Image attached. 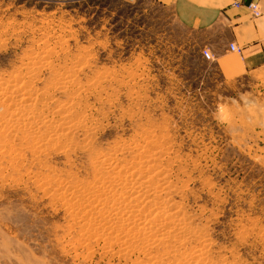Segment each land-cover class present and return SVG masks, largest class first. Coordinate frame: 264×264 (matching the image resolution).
<instances>
[{
  "label": "rangeland",
  "instance_id": "obj_1",
  "mask_svg": "<svg viewBox=\"0 0 264 264\" xmlns=\"http://www.w3.org/2000/svg\"><path fill=\"white\" fill-rule=\"evenodd\" d=\"M203 38L152 0H0V264H264V72Z\"/></svg>",
  "mask_w": 264,
  "mask_h": 264
},
{
  "label": "crops",
  "instance_id": "obj_2",
  "mask_svg": "<svg viewBox=\"0 0 264 264\" xmlns=\"http://www.w3.org/2000/svg\"><path fill=\"white\" fill-rule=\"evenodd\" d=\"M170 7L186 28L202 33L217 62L227 60L233 73L264 72V0H152ZM258 4L263 16L256 19L247 5ZM240 3V7L235 4ZM240 49L233 53L230 45ZM207 49V48H206ZM227 64V63H226ZM228 67V66H227Z\"/></svg>",
  "mask_w": 264,
  "mask_h": 264
},
{
  "label": "bare ground",
  "instance_id": "obj_3",
  "mask_svg": "<svg viewBox=\"0 0 264 264\" xmlns=\"http://www.w3.org/2000/svg\"><path fill=\"white\" fill-rule=\"evenodd\" d=\"M235 47H236V46H235ZM236 48H237V47H236ZM237 49H239V48H237ZM239 50H240V49H239ZM233 53H236V52H233ZM103 75H104V74H103ZM3 83H4V82H3ZM4 84H5V83H4ZM1 85H2V84H1ZM7 85H8V84L6 83V84L3 85V86H5V88H6V87H8ZM9 85H10V84H9ZM12 85H13V84L10 85L11 88H12ZM10 86H9V87H10ZM1 87H2V86H1ZM2 88H3V87H2ZM2 90H3V93L5 94V92H4V88H3ZM2 90H0V91H2ZM6 90H7V88H6ZM9 90H10V88H9ZM13 90H14V89H13ZM19 93H20V92H19ZM1 96H2V95H1ZM15 99H16V98H15ZM6 100H7V99H6ZM20 101H21V100H20ZM3 102H4V101H3ZM21 102H22V101H21ZM4 103H5V102H4ZM8 105H9V104H8ZM25 108H27V107H24V109H25ZM6 109H7V107H6ZM23 111H27V109H26V110H23ZM28 111H29V109H28ZM31 111H32V110H31ZM5 113H6V112H5ZM22 115H23V114H22ZM24 115L26 116L27 114H24ZM25 116H24V117H25ZM26 118H27V117H26ZM29 118H30V116L28 115V118H27V119H29ZM50 130H51V129H50ZM53 131H54V130H53ZM52 134H53V133H52ZM124 178H125V177H124ZM124 182H125V181H124ZM106 191H107V190H106ZM122 192H123V191H122ZM128 192H129V191H128ZM97 193H99V192H97ZM107 193H108V192H107ZM120 193H121V192H120ZM125 193H127V192L125 191ZM136 193H137V192H136ZM92 194H93V193H92ZM103 194H104V193H103ZM134 194H135V192H134ZM99 195H100V194H99ZM106 195H107V194H106ZM106 195H104L105 198H103V200L106 199ZM123 195H125V194H123ZM127 195H128V194H127ZM96 196H97V195H96ZM101 196H102V195H101ZM101 196H100V197H101ZM109 196H110V195H109ZM100 197H98V198H100ZM102 197H103V196H102ZM111 197H112V196H111ZM111 197H108V198H111ZM118 197H119V196H118ZM122 197H123V196H122ZM128 197H129V196H128ZM98 198H97V200H98ZM113 198H114V195H113ZM115 198L117 199V197H115ZM120 198H121V197H120ZM84 199H85V198H84ZM88 199H89V198H88ZM100 199H101V198H100ZM118 199H119V198H118ZM121 199H122V198H121ZM128 199H129V198H127V201H126V198H125V201H126L127 203L130 201V200H128ZM139 199H140V198H139ZM108 200H110V199H108ZM111 200L114 201L113 199H111ZM118 201H119V200H118ZM137 201H139V200H137ZM96 202H97V201H96ZM100 202H101V201H100ZM102 202H103V203H104V202L106 203V201H102ZM121 202H122V203H126V202H123V200H122ZM121 202H120V203H121ZM107 203H108V202H107ZM112 203H113V202H112ZM118 203H119V202H118ZM120 203H119V204H120ZM130 203H131V202H130ZM139 203H140V202H139ZM116 204H117V203H116ZM133 204H135V202H134ZM156 204H157V203H156ZM156 204H155V205H156ZM123 205H124V204H123ZM157 205H158V204H157ZM114 206H115V205H114ZM120 206H121V205H120ZM127 207H128V206H127ZM157 207H158V206H157ZM116 208H117V207H116ZM125 208H126V207H125ZM130 208H132V207L130 206ZM150 208H151V207H150ZM123 209H124V208H123ZM126 209H127V208H126ZM126 209H125V210H126ZM137 209H138V208H137ZM152 209L154 210V209H157V208H154V207H153ZM153 210H152V211H153ZM108 211H109V210H108ZM152 211H151V212H152ZM135 212H136V211H135ZM143 212H144V211H143ZM161 212H162V211H160V213H161ZM141 213H142V212H141ZM152 213H153V212H152ZM152 213H151V214H152ZM154 213H155V211H154ZM116 215H117V214H116ZM148 215H149V212H148ZM127 216H128V215H127ZM131 216H132V215H131ZM144 216H145V215H144ZM152 216H153V215H152ZM108 217H109V216H108ZM121 217H122V216H121ZM136 217H137V216H136ZM140 217H141V216H140ZM149 217L151 218V215H149ZM156 217H157V216H156ZM159 218L161 219V218H164V217H159ZM166 218H167V217H166ZM117 219H119V218H117ZM131 219H132V218H131ZM139 219H140V218H139ZM152 219H153V217H152ZM152 219H151V220H152ZM154 219H155V216H154ZM157 220H158V219H157ZM168 220H169V219H168ZM123 221H124V219H123ZM127 221H128V220H127ZM138 221H139V220H138ZM155 221H156V220H155ZM158 221H159V220H158ZM158 221H157V222H158ZM163 221H165V220H162V223H163ZM128 222H129V221H128ZM130 222H131V221H130ZM132 222H133V221H132ZM132 222H131V223H132ZM144 222H147V221H144ZM144 222H141V223H144ZM160 222H161V221H160ZM169 222H170V221H169ZM135 223H136V222H135ZM141 223L139 224L140 226H141ZM147 223H149V222H147ZM151 224H152V223H151ZM159 224H160V223H159ZM170 224H171V223H170ZM132 225L135 226L134 222L132 223ZM137 225H138V224H136V226H137ZM139 225H138V226H139ZM146 225H147V224H146ZM152 225H153V224H152ZM138 226H137V227H138ZM142 226H143V224H142ZM153 226H154V225H153ZM153 226H152V227H153ZM143 227H145V226H143ZM148 228H149V227H148ZM172 229H173V227H172ZM147 230H148V229H147ZM168 234H169V233H168ZM173 237H174V236H173ZM178 238H179V237H178ZM198 255L200 256V254H198ZM196 257H198V256H196ZM201 258H202V257H201ZM181 260H182V259H181ZM195 260H196V259H195ZM198 261H199V260H198ZM198 261H197V262H198ZM191 262H192V261H191ZM185 263H186V262H185Z\"/></svg>",
  "mask_w": 264,
  "mask_h": 264
},
{
  "label": "built area",
  "instance_id": "obj_4",
  "mask_svg": "<svg viewBox=\"0 0 264 264\" xmlns=\"http://www.w3.org/2000/svg\"><path fill=\"white\" fill-rule=\"evenodd\" d=\"M235 6H236V7H240L241 4H240V3H236ZM247 8L250 10V12H251V14H252V16H253L254 18L258 19V18H260V17L263 16V13H262V11L260 10V8H259V6H258L257 3H255V2H251V3H249V4L247 5ZM230 50H231L232 52H236V53H240V52H241V51H240L239 49H237V48L235 47V45H233V44L230 45ZM203 57H204L205 59L209 60V61H213V60H214V56H213V54H212L208 49H205V50L203 51Z\"/></svg>",
  "mask_w": 264,
  "mask_h": 264
}]
</instances>
